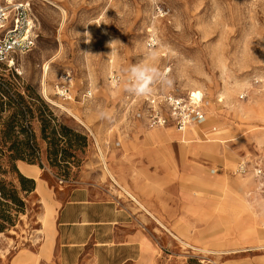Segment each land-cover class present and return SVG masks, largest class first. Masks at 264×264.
<instances>
[{"label":"rangeland","instance_id":"374dc122","mask_svg":"<svg viewBox=\"0 0 264 264\" xmlns=\"http://www.w3.org/2000/svg\"><path fill=\"white\" fill-rule=\"evenodd\" d=\"M16 1L30 2L37 39L14 57L19 74L0 66V85H11L0 90V164L18 148L17 169L36 191L0 234V264H63L57 216L80 187L110 202L95 218L118 211L97 225L108 245L84 249L101 263L264 264V0ZM141 63L171 84L128 91L127 69ZM65 74L70 101L55 89ZM113 74L123 83L111 85ZM161 91L204 96V136L183 143L133 119Z\"/></svg>","mask_w":264,"mask_h":264},{"label":"built area","instance_id":"2783aa9c","mask_svg":"<svg viewBox=\"0 0 264 264\" xmlns=\"http://www.w3.org/2000/svg\"><path fill=\"white\" fill-rule=\"evenodd\" d=\"M156 8L162 14V9L159 6ZM36 39V22L30 2L16 0L0 2V65H5L19 74L14 57L31 52ZM148 45L155 47L156 44L151 40ZM109 81L111 85L119 86L124 79L119 74H113ZM71 86V74H65L62 81L56 85L57 96L63 101H70ZM85 97L90 99L92 92H87ZM243 98L244 96H241V99ZM134 118L145 120L150 129L171 128L179 134H185L193 127L205 126L208 122V113L204 96L197 99L195 93L184 95L178 91H161L147 96L141 108L134 113ZM245 171L244 164L237 169L238 173L243 174Z\"/></svg>","mask_w":264,"mask_h":264},{"label":"crops","instance_id":"0c3cea01","mask_svg":"<svg viewBox=\"0 0 264 264\" xmlns=\"http://www.w3.org/2000/svg\"><path fill=\"white\" fill-rule=\"evenodd\" d=\"M138 121L147 126L145 120ZM202 128H204V126ZM212 130L215 131L216 129L213 128ZM206 133L205 135H207ZM185 134H187V132ZM185 134L180 135L184 136ZM200 135L204 136V134ZM95 187L100 188V186L97 185H95ZM100 193L101 192L94 188H76L71 191L66 202L61 205L57 216V236L55 243H59L63 247L60 250L59 257L63 264H108L99 262V257L92 256L91 252L90 254L88 253V250L84 251V249L91 244L93 246H107L108 244L106 242L98 243L95 238L98 229L97 225L110 226L116 222L118 217V211H116L117 217L115 216V219L105 220L99 217L95 218L93 214L94 209L101 208L102 205H110L109 201L103 199L106 195ZM130 243L126 241L125 244H119V246L127 247L131 245ZM72 252H79L77 257L73 259V262L71 257ZM127 261L133 262L132 259ZM123 263L126 264V261Z\"/></svg>","mask_w":264,"mask_h":264},{"label":"trees","instance_id":"16d2710c","mask_svg":"<svg viewBox=\"0 0 264 264\" xmlns=\"http://www.w3.org/2000/svg\"><path fill=\"white\" fill-rule=\"evenodd\" d=\"M1 66V65H0ZM11 86L10 84L0 85ZM46 127L43 132L46 133ZM65 129H62V132ZM65 140H60L63 142ZM26 149L32 152L33 149L29 142L25 144ZM72 147L71 144L69 146ZM8 152V161L5 164H0V234H4L8 229L14 227L19 221L21 214H25L29 208V197L36 191L34 180L28 179L19 173L15 164L16 160L24 158L18 148H12ZM54 155H57V150H54ZM15 179L18 184L15 183Z\"/></svg>","mask_w":264,"mask_h":264},{"label":"clouds","instance_id":"9594fccd","mask_svg":"<svg viewBox=\"0 0 264 264\" xmlns=\"http://www.w3.org/2000/svg\"><path fill=\"white\" fill-rule=\"evenodd\" d=\"M88 34V33H87ZM88 42L91 41V35L88 34ZM113 43V42H112ZM151 57H155L156 53H150ZM129 72L128 91L136 95H145L152 91L151 85L157 81L171 84L165 72H162L155 65L149 63H141L131 66L127 69ZM101 117H107V113L101 111Z\"/></svg>","mask_w":264,"mask_h":264},{"label":"bare ground","instance_id":"6f19581e","mask_svg":"<svg viewBox=\"0 0 264 264\" xmlns=\"http://www.w3.org/2000/svg\"><path fill=\"white\" fill-rule=\"evenodd\" d=\"M53 62V61H52ZM50 64V63H49ZM48 64V65H49ZM46 74V73H45ZM196 95V98L197 99H200L201 97H202V95L201 96H198V94H195ZM203 133V131L202 130H200V129H198V128H196V127H193V128H191V129H189L188 131H187V134L189 135V137H192V136H195V135H199V134H202ZM187 134H185L184 136L183 135H180L181 137V141L183 142V143H185V142H187L188 140H186L185 139V136L187 135ZM123 190V189H122ZM125 191V190H124ZM128 195H129V197L130 198H132V200L134 201V202H136L137 204H139L140 205V207H142L146 212H149V211H147V209L142 205V204H140L137 200H136V198L133 196V195H131V194H129L128 193ZM131 200V201H132ZM141 208V209H142ZM144 210H142V211H144ZM158 220V219H157ZM159 221V220H158ZM159 224V223H158ZM160 225V224H159ZM188 246V245H187ZM263 250H264V248H262ZM201 252H203V251H201ZM204 252H206V251H204ZM223 253H225V252H223ZM237 253H239V252H237ZM206 254V253H205ZM208 254V253H207ZM216 254V253H215Z\"/></svg>","mask_w":264,"mask_h":264}]
</instances>
